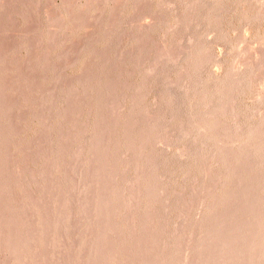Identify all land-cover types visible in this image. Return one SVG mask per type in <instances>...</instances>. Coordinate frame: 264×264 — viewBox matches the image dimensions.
Returning a JSON list of instances; mask_svg holds the SVG:
<instances>
[{
	"label": "rangeland",
	"instance_id": "374dc122",
	"mask_svg": "<svg viewBox=\"0 0 264 264\" xmlns=\"http://www.w3.org/2000/svg\"><path fill=\"white\" fill-rule=\"evenodd\" d=\"M263 92L264 0H0V264H264Z\"/></svg>",
	"mask_w": 264,
	"mask_h": 264
},
{
	"label": "bare ground",
	"instance_id": "6f19581e",
	"mask_svg": "<svg viewBox=\"0 0 264 264\" xmlns=\"http://www.w3.org/2000/svg\"><path fill=\"white\" fill-rule=\"evenodd\" d=\"M60 21V20H59ZM261 62V61H260ZM259 62V63H260ZM262 65V64H261ZM259 66V65H258ZM259 68V67H258ZM261 68V67H260ZM253 69V68H252ZM252 71V70H251ZM257 71V70H256ZM261 77V76H260ZM236 80V79H235ZM255 80V79H254ZM127 85V84H126ZM234 88H235V85H234ZM264 93V92H263ZM76 100H78V99H76ZM118 106V105H117ZM113 107V106H112ZM82 110V109H81ZM141 110V109H140ZM118 111H119V109H118ZM116 112V111H115ZM69 113V112H68ZM113 113V112H112ZM116 114H119L118 112H116ZM80 115V114H79ZM115 115V114H114ZM147 115V114H146ZM116 118H118V115L117 116H115ZM112 118H114V117H112ZM115 119V118H114ZM217 122V121H216ZM114 123H116V121L114 122ZM215 125H217L216 123H215ZM74 126V125H73ZM73 128V127H72ZM216 128H217V126H216ZM218 129V128H217ZM216 129V130H217ZM140 131V130H139ZM219 134V133H218ZM101 136H103V135H101ZM106 136V135H105ZM104 137V136H103ZM102 138V137H101ZM106 140V139H105ZM218 141V140H217ZM219 142V141H218ZM65 148V147H64ZM82 149V148H81ZM226 149V148H225ZM229 150V149H228ZM227 151V150H226ZM227 154V153H226ZM235 154V153H234ZM138 163V162H137ZM92 166V165H91ZM137 167V166H136ZM135 169V168H134ZM138 170H140L141 171V169H140V167L139 168H137ZM136 169V170H137ZM135 170V171H136ZM208 170V169H207ZM100 176V175H99ZM100 178V177H99ZM135 186V185H134ZM138 187H139V185H138ZM134 191V190H133ZM136 191H138V193H139V190H137L136 189ZM211 192V191H210ZM210 192L208 191V193L210 194ZM137 193V194H138ZM136 194V195H137ZM137 197V196H136ZM135 197V200L137 199ZM137 201H139V200H137ZM92 203V202H91ZM135 203H136V201H135ZM118 204V203H117ZM138 204V203H137ZM193 204V203H192ZM187 205V204H186ZM128 206V205H127ZM136 206V205H135ZM126 207V206H125ZM186 207V206H185ZM190 208V207H189ZM133 209H135V208H133ZM128 211V210H127ZM130 214V213H129ZM183 214V213H182ZM130 215H132V214H130ZM149 215V214H148ZM187 215V214H186ZM184 217V216H183ZM111 219V218H110ZM129 222V221H128ZM241 223L242 222H240V223H238V221H233L232 222V224H230V225H228L227 227H225L224 229H222L220 232H218V234L216 233V234H213V233H211V234H208V236H207V238H212V237H217L218 239H219V244L217 245V247L216 248H214V249H212L211 250V252L210 253H208L207 254V257L211 260V259H214L217 255H218V253L222 250V248L224 247V244H228V245H230L231 244V242L232 241H234L235 239H236V234L239 232V230H240V225H241ZM112 227V226H111ZM131 228H132V226H130ZM131 230H133V228L131 229ZM135 230V229H134ZM131 233H132V231H131ZM109 238V237H108ZM186 241V240H185ZM179 242V241H178ZM178 244V243H177ZM177 246H179V245H177ZM233 247V246H232ZM181 248V247H180ZM186 252V251H185ZM138 259V258H137ZM191 259V258H190ZM217 260V259H216ZM183 261V260H182ZM185 261V260H184ZM136 263V262H135ZM217 263H219V262H217ZM231 264V263H230ZM238 264H240V263H238Z\"/></svg>",
	"mask_w": 264,
	"mask_h": 264
}]
</instances>
